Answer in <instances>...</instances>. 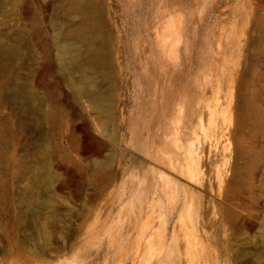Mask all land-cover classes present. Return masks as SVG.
<instances>
[{
    "label": "rangeland",
    "instance_id": "1",
    "mask_svg": "<svg viewBox=\"0 0 264 264\" xmlns=\"http://www.w3.org/2000/svg\"><path fill=\"white\" fill-rule=\"evenodd\" d=\"M74 1L0 0V32L37 35L0 53V264H264V0ZM74 27L100 65L67 69L57 40ZM29 82L56 104L53 128L19 91Z\"/></svg>",
    "mask_w": 264,
    "mask_h": 264
},
{
    "label": "bare ground",
    "instance_id": "2",
    "mask_svg": "<svg viewBox=\"0 0 264 264\" xmlns=\"http://www.w3.org/2000/svg\"><path fill=\"white\" fill-rule=\"evenodd\" d=\"M85 0H75L72 3V9L78 12L83 11L84 7H85ZM23 29V28H22ZM21 32H17L16 34L11 33V29H4L0 32V53L5 55L8 54H12L13 52L17 51V50H23L24 48H27L29 46V44L31 43V40H35L37 35H34V37H28L27 35H23L20 34ZM91 40H92V36H90V33L88 32L86 34V32L82 29H80L79 27H74L70 30L67 31L66 35L63 36H59L57 43H58V49L60 51V58L63 59V61H65V63H70V66H67V69L69 71H71L72 69H76L78 70L79 67H81V70L83 69H90L93 67V65H100V63L98 62L97 59V53L93 48H89L91 47ZM84 42L85 43V47H86V53L90 56L89 60H87L85 63L79 62V55L75 52V50H73V45L76 42ZM31 46V45H30ZM29 46V47H30ZM30 49V48H29ZM42 49L46 52L49 50V46L45 43H43ZM25 50V49H24ZM27 52V51H26ZM47 53V52H46ZM22 54V53H20ZM19 54V55H20ZM9 56V55H8ZM11 56V55H10ZM5 58V57H4ZM49 58V57H48ZM21 62V60H20ZM95 63V64H94ZM27 64V62H26ZM79 64V65H78ZM20 64H18L17 66H19ZM23 65V64H22ZM20 65V66H22ZM25 65V63H24ZM20 66L18 68H20ZM26 66V65H25ZM24 67V66H23ZM45 67V68H44ZM54 67V63L52 62V60L48 59L47 62L45 63V65L43 66V68L41 70H37L38 72L34 75L33 74V69L30 66H26L24 67V70L26 71V73L28 75L33 74L35 76V84L40 85V84H44L43 82V77H44V71L46 72L48 69H53ZM23 70V69H22ZM50 71V70H49ZM21 72V71H20ZM36 72V71H35ZM34 72V73H35ZM48 72V71H47ZM22 72L20 73L21 76ZM23 76V75H22ZM25 76V75H24ZM26 77V76H25ZM24 78V77H23ZM31 78V76L29 77ZM25 79V78H24ZM28 79V77H27ZM85 79L87 80L88 84H89V92L87 94L84 95V97L88 100V102L91 104V107L93 108V110L97 109V110H102L104 112L107 111L106 109V105H104L101 100L99 99V101L95 98V94L99 93V88L95 85L93 79L91 78V76L89 74H87L85 76ZM33 80L30 79V81ZM26 81V80H24ZM32 82V81H31ZM65 82V81H64ZM23 83V82H22ZM27 83V82H26ZM71 83V81L69 79L66 80V84L69 85ZM25 84V83H24ZM45 85V84H44ZM2 88V87H1ZM33 88L32 85L30 84H26V85H22L20 86V90L19 91H24L28 93V98L31 100H35L36 103L33 104L35 110H42L43 114H42V120L47 121L50 123L51 127L53 128V124L55 121V117H56V111H55V107L56 104L54 105V103L52 101H47L48 103H44V96H39L38 93L37 94H33ZM9 89V88H8ZM35 89V88H34ZM16 90V89H15ZM12 91V90H11ZM23 92V93H24ZM38 91H35L34 93H36ZM11 93V92H10ZM26 94V93H25ZM21 95V94H20ZM24 95V94H22ZM27 95V94H26ZM46 95V93H45ZM50 98V97H48ZM31 100V101H32ZM81 100V99H80ZM33 101V103L35 102ZM55 102V101H54ZM26 104V103H25ZM24 106V105H23ZM46 108V110H43V108ZM31 107V106H30ZM29 107V108H30ZM244 110L249 111H256L259 115L261 114V112L255 108L252 103L250 101L245 102V104L243 105ZM28 108V109H29ZM31 109V108H30ZM34 110V111H35ZM31 111V110H30ZM29 111V112H30ZM26 114V112H24ZM35 113V112H34ZM33 113V114H34ZM40 113V112H39ZM28 114V113H27ZM36 114V113H35ZM34 116H37L35 115ZM38 114V113H37ZM32 116V115H31ZM30 116V118H31ZM26 117V116H25ZM41 117V116H40ZM28 118V117H27ZM35 118V117H33ZM39 118V117H38ZM38 121V120H37ZM40 121V120H39ZM38 121V122H39ZM57 121V120H56ZM35 123V122H34ZM43 122H41L42 124ZM38 124V123H37ZM43 125V124H42ZM36 126V123H35ZM40 126V125H39ZM38 127V126H37ZM45 127V126H44ZM36 128V127H35ZM43 128V127H42ZM41 128V130H42ZM40 129V128H39ZM41 132V131H39ZM45 132V131H44ZM43 132V133H44ZM38 135V134H37ZM41 135V134H40ZM39 140V139H38ZM42 140V139H41ZM44 140V139H43ZM175 140L173 139V146H175ZM36 144V143H35ZM38 145V144H37ZM36 147H39L37 146ZM39 148L32 149V154H33V158L30 161L29 166H27L29 168V174L30 177L32 178V183H37L38 181L41 180V175L44 169V166L46 165V159H44V157H42V154H40V152L38 151ZM45 156V155H44ZM48 156V155H47ZM48 158V157H47ZM188 160L190 161V165L192 167V169L189 170L188 174L192 173L193 171H195L196 168V161H195V157H193L192 155H190L188 157ZM170 165L171 164H175L172 160L169 161ZM175 166L173 168H175ZM51 168V167H50ZM50 173V171H49ZM49 177V176H48ZM61 184V183H60ZM37 187V186H36ZM53 189V188H52ZM29 186H25L24 187V191L29 193ZM29 195L31 197H33V194L29 193ZM129 258V257H127ZM5 259L11 263V264H46L43 259H39L36 256H26V255H21L19 253H12L9 254V256H6ZM168 261L167 256H161L157 259L156 263L157 264H165ZM128 262L130 264H134V260L130 259L128 260ZM119 264H126V262H120ZM180 264H202V259L200 260L199 258L195 259L192 257H183L180 259Z\"/></svg>",
    "mask_w": 264,
    "mask_h": 264
}]
</instances>
